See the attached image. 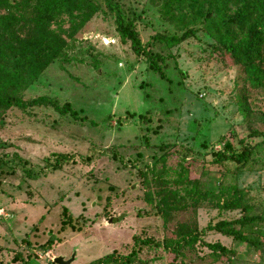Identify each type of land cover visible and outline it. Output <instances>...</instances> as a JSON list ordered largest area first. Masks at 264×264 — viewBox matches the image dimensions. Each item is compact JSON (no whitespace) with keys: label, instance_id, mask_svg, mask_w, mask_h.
Here are the masks:
<instances>
[{"label":"rangeland","instance_id":"374dc122","mask_svg":"<svg viewBox=\"0 0 264 264\" xmlns=\"http://www.w3.org/2000/svg\"><path fill=\"white\" fill-rule=\"evenodd\" d=\"M113 1L135 20L144 43L156 33H180L175 23L163 18L159 0ZM209 43L200 33L168 50L158 44L153 47L170 56L166 61L169 84L149 72L144 60L121 42L103 5L76 28L65 40L60 58L21 95L26 101L47 97L59 105L67 103L87 120L76 121L44 105L3 112L0 141L12 143V150L32 165V172L0 176V264H53L54 257L68 260L72 255L70 264H89L111 252L129 253L133 236L173 238L175 228L193 217L199 228L239 217V210L220 212L204 204L175 212L163 225L143 200L138 171L143 173L144 165H150L159 152L143 144L140 113L145 119L149 114L152 128L157 129L149 133L151 145L175 143L184 149L181 154L205 163L208 172L199 179L202 186L216 189L221 180L223 186L242 191L248 209L255 213L264 209V166L248 165L233 172V164H209V152L219 150L223 134L233 131L243 138L248 131H264L259 120L264 113V89L245 87L251 116L244 119L238 110L244 83L241 69L232 67L228 59L209 56ZM231 143L236 146L234 140ZM64 153L89 161L83 164L75 158V163L63 164L57 171L43 172L44 158ZM62 207L81 216L86 225L79 233L63 232L58 236L61 243L43 253L38 247L56 230ZM143 210L150 214L136 216ZM203 241L235 250L238 255L232 264L261 260L244 245L215 232L205 234ZM15 253L24 261L12 262ZM29 254L31 259L26 257ZM208 254L198 246L180 264H226L212 261ZM139 259L168 264L171 256L149 247L142 249Z\"/></svg>","mask_w":264,"mask_h":264},{"label":"trees","instance_id":"16d2710c","mask_svg":"<svg viewBox=\"0 0 264 264\" xmlns=\"http://www.w3.org/2000/svg\"><path fill=\"white\" fill-rule=\"evenodd\" d=\"M159 1L163 18L175 23L180 33H156L144 43L135 20L113 0H0V127L4 122L3 112L43 105L76 121L87 120L67 103L59 105L47 97L26 101L21 94L50 63L60 58L65 40L73 36L76 28L100 9V5L112 16L121 42L128 44L130 51L144 60L149 72L169 84L166 61L170 56L154 51L153 47L158 44L168 50L200 33L206 35L211 41L209 56L228 59L232 67L241 69L244 83L240 88L242 93L238 110L244 119L251 116L245 87L264 89V0ZM145 116L142 113L137 116L141 123L139 131L143 144L145 147H155L159 155L152 158L150 165L145 164L144 172L138 171V174L142 177L143 200L152 206V212L161 218L163 225L172 220L175 212L204 204L220 212L239 210L241 214L234 219L209 222L204 228H199L193 217L192 222L190 220L188 224L175 228L173 238L160 241L133 236L129 253L119 255L111 252L89 264H147L139 259V254L143 248L149 247L167 252L171 256L168 264H180L185 260L186 253L198 246L207 249L212 261L225 260L226 264H232L238 255L235 250L219 242L203 241V236L212 232L244 245L248 251L260 256L258 264H264V209L258 213L248 209L242 191L233 185L223 186L221 180L217 181L216 189L202 186L199 179L207 176L208 172L205 163L196 157L187 158L186 154L180 153L184 149L175 143L151 145L150 134L156 133L157 129L152 128L150 115H147V119ZM259 120L264 123V113ZM254 139L260 140L255 142ZM231 140L235 141L236 146ZM218 143L219 150L209 152V164L219 167L233 164V172L248 165L264 166V131L251 130L243 138H238L231 131L223 134ZM7 149H13L12 143L0 141V151ZM75 158H79L83 164L89 161L87 157L75 154H51L43 159V172L57 171L63 164L75 163ZM170 158L176 160L172 163ZM51 159L54 162L51 163ZM31 166L15 150L0 153V176L16 172L29 175ZM149 212L137 211L136 216L148 215ZM80 218L62 207L56 230L50 232L46 242L38 247L39 250L45 253L61 243L58 236L65 231H83L86 224ZM25 244L30 246L28 242ZM26 257L31 259L32 256L29 254ZM17 261H24L20 253H15L12 258V262Z\"/></svg>","mask_w":264,"mask_h":264},{"label":"water","instance_id":"95a60500","mask_svg":"<svg viewBox=\"0 0 264 264\" xmlns=\"http://www.w3.org/2000/svg\"><path fill=\"white\" fill-rule=\"evenodd\" d=\"M74 260V255H72L68 260H65L62 256H57L52 259L53 264H70Z\"/></svg>","mask_w":264,"mask_h":264}]
</instances>
